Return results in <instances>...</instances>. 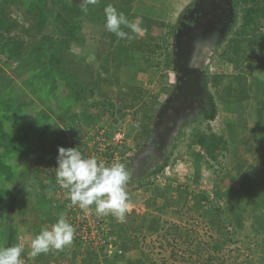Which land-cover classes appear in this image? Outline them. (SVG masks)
<instances>
[{
    "label": "rangeland",
    "instance_id": "1",
    "mask_svg": "<svg viewBox=\"0 0 264 264\" xmlns=\"http://www.w3.org/2000/svg\"><path fill=\"white\" fill-rule=\"evenodd\" d=\"M55 1L12 0L9 5L4 3V10L0 11L4 25L0 36L3 43L10 44L16 56L14 60L0 61V90L5 96H11V111L6 114L10 120L0 116L4 124L2 131L5 144L10 149L14 147L9 154L0 147V159L13 167L15 179L14 182L0 180V188L16 191L24 184L13 212L10 214L7 209L0 208V247L5 246V226L13 221L17 245L23 249V264H106L105 258L114 260L112 264L125 263L128 258L140 259L142 264H259L256 241L247 229L235 236L221 252L215 253L212 246L218 237L216 229L209 226L206 218L188 208L193 193L206 191L209 201L223 210L222 200L213 198L218 187L223 198L241 200V175L234 168L236 158L241 157L244 166H248L264 144V126H255L247 117L245 124L237 123V107L221 104L216 95L218 88L212 84L208 91L215 98L217 114L212 122L201 120L205 96L198 76L205 73L209 79L219 72L235 75L229 64L219 60V51L200 54V48L207 50L232 25L230 1L99 0L96 5H88L87 15L70 16L59 11L58 4L52 9ZM33 2L43 4L47 11V22L40 29L34 24ZM76 2L84 5V0ZM109 4L118 12L126 13L129 22L138 24L140 16H145L155 23L148 39L143 33L134 34L135 42L145 40L148 44L142 57L151 58V64L146 66L140 62L142 67L136 71L135 93L131 98L119 95V87L109 89L104 86L102 90L97 81L100 75H110V72L97 69L109 51L113 34L105 28L104 9ZM191 5L197 7L178 21L181 12ZM55 12L61 13L62 22L72 18L77 27L73 36L77 35V39L68 36L62 22L56 21ZM190 17L191 25L188 24ZM175 24L179 25L173 34ZM43 37L52 39L43 46ZM26 59L33 65L29 73L24 70ZM39 60L61 61L69 77L61 80L53 77L54 83L43 79L26 82ZM252 76L264 81V73L259 69H255ZM128 86H122V91ZM184 96L188 100L182 107L183 98H180ZM85 99L88 101L81 105ZM85 105L87 108L83 111ZM181 108H184V114ZM248 110L245 111L249 113ZM73 113L78 117L67 120ZM60 114L63 124L57 119ZM85 114L93 118L86 119ZM14 119L18 123L14 124ZM175 119L184 120L171 136L173 133H168L170 126L162 122L173 123ZM158 121L163 128L156 131L151 145L145 146ZM231 128L234 131L232 139ZM102 130L106 131V138L117 130L125 133L122 149H116V157L117 163L124 164L131 173L126 184L131 207L123 222L111 214L103 216V221L109 224L113 247L121 251L117 246L126 241L130 251L113 257L107 256L104 248H93L94 253L88 258L90 249L73 241L62 250L50 249L31 257V241L41 229L50 230L60 217L67 218L66 211L55 208L64 203L62 193L43 188L56 178L58 165L53 163L57 162L58 149L75 147L80 150L87 144L94 149L96 144L92 143H96ZM202 133L223 137L226 146L215 147L216 160L210 159L202 147L191 143ZM139 149L143 150L137 159ZM197 154L203 159L199 166L200 177L192 184ZM158 159V168L163 162L165 166L143 177ZM132 161L137 165L134 166ZM22 173L25 174L23 178ZM136 176L139 179L133 181ZM58 185L57 182V188ZM152 226L157 229L151 231ZM226 231L229 233L231 228Z\"/></svg>",
    "mask_w": 264,
    "mask_h": 264
},
{
    "label": "trees",
    "instance_id": "2",
    "mask_svg": "<svg viewBox=\"0 0 264 264\" xmlns=\"http://www.w3.org/2000/svg\"><path fill=\"white\" fill-rule=\"evenodd\" d=\"M229 1L230 8L233 10L232 25H230L229 28L224 31L225 33L222 36L212 42L211 47H209L207 50L201 48L200 52L202 55H204L207 54V52L216 54V52L219 51V60L229 64L234 70L235 75H225L219 72L215 75H211L209 79L205 73H202L198 76V82L201 84L205 96L203 108L200 110L201 120L208 123L212 122L217 114L215 98L208 91L209 84H212L213 87L218 88L216 95L218 101L221 104L237 107V123L240 125L245 124L247 122L245 117H247L250 118L251 122L254 123L255 126H264V81L256 79L252 76V73L255 69H259L264 73V0ZM4 3H6L5 5H9L12 3V0H0V11L3 9ZM52 4V9H55V6L58 4L59 11L65 12L68 16L72 14H84L82 11L83 4L79 5L76 0H56ZM193 7L197 6L191 5L186 7L181 12L178 21H180V18L184 15L186 16L189 14L194 9ZM31 10L34 17L36 18V22L34 24L40 29L47 22V11L45 6H43L41 3L33 2L31 4ZM48 13H50V11H48ZM55 15L56 21L62 22L61 13L55 12ZM191 19L192 18L190 17L189 20ZM138 24L144 30L142 33L144 34L145 38L148 39L150 28L155 23L150 21V19L145 16H140V21ZM188 24L191 25L192 20L188 21ZM178 25L179 24H175L173 26V34L177 30ZM3 26L2 18L0 17V30L3 28ZM121 27L123 31L128 33L130 36H133V39H118L115 34L110 36V46H108L109 51L105 55L104 60L99 63L100 66H97V69H102L107 73L110 72V75L109 77L106 75H100L101 78H99L97 81L98 84L101 85L102 90L105 88L104 86L109 89H111L113 86L117 88L119 87L117 91L119 95L122 97L129 95L131 98L135 93L133 90V83L137 77L136 71L142 67L140 62L143 61L144 65L150 66L151 58L144 56L142 57V53L144 54V48L148 45L145 43L146 41L140 40L135 42V33H132L127 27ZM62 28L66 29L67 33L69 34L68 36H73L76 34L77 27L75 28L72 18H69V20L66 21L64 20L62 22ZM231 31L232 35L228 38V33ZM73 37L77 39V35ZM51 39L52 38L49 39L43 37V46ZM151 50H153V47ZM15 57V51L12 50L10 44L7 42L3 43V40L0 36V61L2 62V59L3 61L14 60ZM31 63L32 62L28 59L25 60L24 70L26 69V73L31 72L33 69V65ZM65 72L68 73L65 68L62 67V63L59 60L48 62L39 60L37 64H35L34 72L31 73V75L28 76L25 81L32 82L33 80L35 81V79H43L54 83L53 77H58L60 80L62 78H68L69 76H67ZM144 72L146 73L147 71ZM126 84L129 85L127 90L122 91L121 87L126 86ZM196 89L198 90V88ZM197 90L196 92H198ZM3 92V90H0V116L1 118H6V114L11 111V103L9 102L11 96H5ZM139 93L141 94L140 89ZM182 98L183 100H188L187 96L181 97L180 99ZM87 101L88 99L83 100L81 105L85 104ZM245 101L246 104L244 103ZM250 101H252V103ZM248 104L250 105L248 106ZM87 105L82 108L84 109L83 111H85ZM246 109H249V113L245 111ZM77 117L78 116L74 115L73 113L72 115H69L67 120L72 121ZM1 118L0 147L5 150L6 154H9V151L14 149V147H11L10 149L4 142V134L2 131L4 124ZM62 118V114L57 116L59 122L63 124ZM85 118L90 119L93 117L87 116L85 114ZM6 119L10 120L8 117ZM183 120L184 119H175L174 122L176 121L178 123H175L178 127L180 123H183ZM16 123H18V121L14 119V124ZM11 124H13V122ZM177 127L176 130H178ZM207 128L210 131V127L207 126ZM233 134L234 131L233 128H231V139L234 138ZM191 143L198 147H202L205 150L206 155L213 160H216L218 157L216 155L215 147L221 149L222 147L226 146L223 137L214 133H202L196 138H193ZM81 149L78 150L80 153H82ZM202 159L203 158L201 155H196V175L193 177L192 184H196L200 177L199 166ZM53 164L54 166L58 165V159L57 162H54ZM234 165L236 172L241 175L239 178V192L243 197L241 200L236 201L229 198H223L224 195L222 196V193L218 187L216 188L213 198L222 200L223 210H221L220 207H216L212 202L209 201L210 198L206 191H198L193 193L191 197L192 204L188 208L189 210L206 218L209 226L216 229L218 237L212 246V251L215 253L221 252V250L226 245H229L233 242L234 238H236L235 236L247 229L249 234L256 241V251L259 264H264V144L261 148V151L255 157H253L248 166H244V162H241V157L239 156L236 158ZM164 166L165 162H163L159 168L157 167V170L163 168ZM12 168L13 167H11V165H7V161H2V159H0V180L14 182L15 179L13 178L14 174L12 172ZM24 175L25 174L22 173L21 177L23 178ZM23 188V183L18 186L16 191H9L8 189L0 188V208L7 209L8 213L11 214L15 209L17 197L24 190ZM43 188L45 191L57 189V179H51V181L44 185ZM63 202L64 203L62 205L55 207L56 210L61 208V212L66 211V204H69L70 200L65 199ZM163 208L164 206L161 207V210ZM228 227L231 228L229 233L226 231ZM151 228H153L150 229L151 231H155L157 226H152ZM224 231H226L225 234ZM5 233L4 247L17 245V230L13 221H10V223L5 226ZM129 245L130 244H127L126 241H123V243L118 244L117 248H119L121 253L125 255L131 249ZM92 253L94 252L91 250L88 252V258ZM115 256L116 255H113V257ZM105 260L106 264H112L115 262L114 260L108 261L106 258ZM122 264H142V262L140 259L133 260L128 258L126 259L125 263Z\"/></svg>",
    "mask_w": 264,
    "mask_h": 264
},
{
    "label": "clouds",
    "instance_id": "3",
    "mask_svg": "<svg viewBox=\"0 0 264 264\" xmlns=\"http://www.w3.org/2000/svg\"><path fill=\"white\" fill-rule=\"evenodd\" d=\"M99 0H84L82 11L87 14L88 5H96ZM105 28L115 34L118 39H133L122 30L127 27L132 33H142L144 30L137 23L129 22L123 12H118L109 4L104 9ZM131 173L122 163L105 166L92 156L84 158L77 148L58 149V167L56 179L61 188L67 190V195L73 205H78L85 212L91 211L93 204L98 215H114L121 222L131 207L126 184ZM75 238L74 227L63 217H60L51 229L42 228L31 241L29 255L33 258L50 249L62 250L70 246ZM19 245L0 247V264H23Z\"/></svg>",
    "mask_w": 264,
    "mask_h": 264
},
{
    "label": "built area",
    "instance_id": "4",
    "mask_svg": "<svg viewBox=\"0 0 264 264\" xmlns=\"http://www.w3.org/2000/svg\"><path fill=\"white\" fill-rule=\"evenodd\" d=\"M106 131L102 130L96 137V144L94 149L90 144L82 147V156L84 158L96 157L98 162H103L106 166H112L118 162L116 149H122L125 133L121 130L110 134V137H105ZM106 157H110L107 160ZM57 191L62 193L64 199L70 200L67 195V190L58 185ZM91 211L85 212L81 210L78 205H73L71 202L66 204V221L69 222L75 229L74 242L91 250L95 248H104V252L108 255L120 254L121 251L113 247L112 239L109 237V224L103 221V216L95 212V205L93 204Z\"/></svg>",
    "mask_w": 264,
    "mask_h": 264
},
{
    "label": "flooded vegetation",
    "instance_id": "5",
    "mask_svg": "<svg viewBox=\"0 0 264 264\" xmlns=\"http://www.w3.org/2000/svg\"><path fill=\"white\" fill-rule=\"evenodd\" d=\"M199 48H197L196 49V51L198 50ZM201 49V48H200ZM201 51V50H200ZM200 54H201V52H200ZM178 83V82H177ZM187 100H183L182 101V107H185L184 106V103L186 102ZM181 104V103H180ZM182 109V113L184 114V108H181ZM162 123H164V124H166L167 126H170V128L172 129H170V128H168V133H170L171 134V132L173 133V134H171V136H173L174 135V132H176V124H178L176 121L175 122H170V121H165V122H162ZM171 123L173 124V126L171 125ZM176 123V124H175ZM154 130H153V132L152 133H150V139H149V141H147L146 142V145L145 146H150L151 145V139L153 138V136L155 135V133H156V131L157 130H159V129H161V128H163L162 126H161V124H160V121H158L157 123L155 122L154 123ZM174 129H175V131H174ZM174 131V132H173ZM167 132V131H166ZM153 140V139H152ZM165 142H164V140H163V145H165L164 144ZM154 145V144H153ZM146 148V147H145ZM141 150H143V149H139L138 150V152H137V159H138V157H139V153L141 152ZM142 157V156H141ZM160 159V158H159ZM159 159H158V161L157 162H154L152 165H151V168H150V170L149 171H147V172H145L144 173V175H143V177H146L147 175H149L150 173H152L159 165H160V161H159ZM133 162V165L134 166H136L137 165V163H138V160H137V163L135 162V161H132ZM139 179V177L138 176H136V177H134L133 178V181H137Z\"/></svg>",
    "mask_w": 264,
    "mask_h": 264
}]
</instances>
